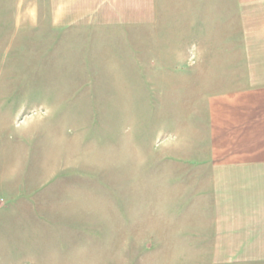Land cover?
Masks as SVG:
<instances>
[{
  "label": "crops",
  "instance_id": "crops-1",
  "mask_svg": "<svg viewBox=\"0 0 264 264\" xmlns=\"http://www.w3.org/2000/svg\"><path fill=\"white\" fill-rule=\"evenodd\" d=\"M53 1L56 22L112 25L130 34L143 33L149 25L158 27L164 17L157 0ZM181 1L182 12L166 13L163 20L177 34L170 40L171 48L189 49L197 43L201 55L192 74L197 73L202 81L208 74L213 80L211 97L205 83L197 93L187 90L182 94L197 97L196 111L190 102L185 105L189 108L181 110L188 113L176 130L182 151L167 143L156 149L148 139L151 136L140 131L151 124L132 122L130 127L135 130L126 132L124 120H73L74 113L127 112L111 104L110 91H97V97H106L96 99L102 103L98 106L60 104L55 108V103L50 111L69 113L65 121H28L18 128L8 122L0 128L5 135L0 149L5 161L0 171V198L6 200L0 204V252H14L17 242L22 245L18 250L30 252L31 233L61 237L71 227L76 234L72 240L79 241V236L87 235L83 230H92L93 225L103 235L110 228L117 234L118 252L125 250L129 225L128 233L137 241L153 235L169 243L180 234L185 241L199 240L201 231L206 233L210 225L214 240L248 241L246 260L264 252V0ZM135 43L140 47L141 41ZM203 50H209V55H202ZM186 61L184 57L182 63ZM136 107L135 112L145 110L141 104ZM194 113L197 119L191 118ZM194 145L198 149L210 146L214 161L224 165L208 170V179L206 168L193 173L190 167L195 164H190L189 146ZM145 165L154 169L142 172ZM158 177L165 179L164 187ZM127 182L156 194L148 221L138 218L136 205H126ZM209 187L213 188L212 199L205 192ZM158 188L166 192L158 193ZM163 199L165 209L159 205ZM206 201L216 208L212 221L205 220ZM175 208L181 209L176 219ZM254 220H260L256 225L261 229L255 231ZM236 223L246 225L241 230L245 236L234 238ZM79 227L85 229L78 235ZM255 240L261 241L255 245ZM225 248L230 251V245Z\"/></svg>",
  "mask_w": 264,
  "mask_h": 264
},
{
  "label": "rangeland",
  "instance_id": "rangeland-1",
  "mask_svg": "<svg viewBox=\"0 0 264 264\" xmlns=\"http://www.w3.org/2000/svg\"><path fill=\"white\" fill-rule=\"evenodd\" d=\"M155 3L160 15L164 16L160 17L162 21L158 27L149 25L142 29L141 34H130L112 25L87 24L86 21L73 24L56 22L53 0H0V128H5L8 122H13L10 126L18 128L28 121L39 120L47 124L68 120L69 113L50 111L55 103V108L60 104L68 108L98 106L102 103H96V99L100 101L106 97H97V91H110L111 104H119L127 112L74 113L73 120H124L122 124H125L126 132L135 130L130 127L132 122L151 124L148 125L149 129L140 131L146 132L143 136H151L148 139L152 140L156 149H163L167 143L179 152L182 151L181 142L177 144L179 130H176L188 113L181 110L189 108L185 107L189 102L193 110L197 109V97L184 98L182 94L187 90L191 93L196 90L197 93L200 85L203 88L205 83L209 86L206 92L211 97L213 80L208 74L204 75L205 81L201 78L198 80L197 73L192 74L201 55L197 43L189 49L179 45L171 48L173 44L170 40L177 34L171 33L172 26L163 20L166 13H181L183 2L157 0ZM135 41H141L140 47ZM208 52L203 50L202 55H209ZM184 57L187 61L182 63ZM171 92H174V97H171ZM137 104H141L145 110L135 112L139 106L136 107ZM192 117L197 119L196 113ZM44 130L47 129L42 128ZM1 132L0 149L5 142V135ZM195 132L196 129L194 134H197ZM189 149L190 159H193L190 164H195L190 165L194 168L193 173L197 169L206 168L208 174V170L220 164L224 166L214 161L210 146L198 149V145H194L189 146ZM225 162L229 164L230 160ZM4 164V157L0 153V171ZM143 168L141 171L146 173L154 169L153 165H145ZM162 180L164 183L161 185L164 187L165 179L158 177L159 184ZM132 184L127 182L125 188L126 205H136L138 218L148 221L156 194ZM194 189L198 190L197 187ZM161 192H166V188H158V193ZM205 192L213 198V188H205ZM164 201H159V205L162 204L165 209ZM5 202V198H0L1 205ZM206 203L209 207L205 206V220L212 221L213 210L215 212L216 208L212 209V201ZM180 210L174 209L175 219ZM254 221L255 231L261 229L256 225L260 224V220ZM129 226L124 252H118L117 234L113 235L111 228L103 235L99 232V226L93 225L92 230H83L87 235L79 236V241H76L72 240L76 234L71 227L60 234L61 237L51 233H31L30 252L18 250L22 249V245L17 242L14 252H0V264H264V252H257L261 255L256 253L254 259L246 260L244 251L248 241L214 240L210 233L213 227L210 225L206 226V233L201 231L202 238L199 240L191 238L185 241L180 234L176 235L179 239L174 237L175 240L170 243L153 235L137 241L135 236L129 235ZM236 226L238 232L234 238L245 236L241 230H245L246 225L236 223ZM260 241L255 240L253 243L256 245ZM227 245H230V251L226 252Z\"/></svg>",
  "mask_w": 264,
  "mask_h": 264
}]
</instances>
